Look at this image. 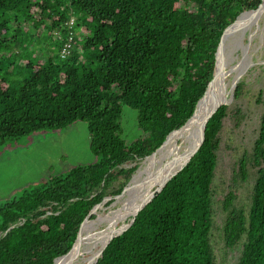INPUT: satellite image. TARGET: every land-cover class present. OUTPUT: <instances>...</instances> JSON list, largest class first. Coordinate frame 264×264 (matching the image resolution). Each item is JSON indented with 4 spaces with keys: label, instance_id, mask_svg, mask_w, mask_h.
I'll return each instance as SVG.
<instances>
[{
    "label": "trees",
    "instance_id": "16d2710c",
    "mask_svg": "<svg viewBox=\"0 0 264 264\" xmlns=\"http://www.w3.org/2000/svg\"><path fill=\"white\" fill-rule=\"evenodd\" d=\"M262 1L0 0V142L83 122L91 151L102 157L0 204V264H54L71 251L82 223L114 184L120 183L113 192L118 196L139 167L134 163L151 156L194 115L213 80L223 32ZM72 17L80 22L82 45L77 36L70 57L62 60ZM40 28L59 31L57 53L45 62L24 63L25 35L34 38L30 31ZM23 70L21 85L11 84ZM242 94L239 84L236 99ZM124 106L137 111L142 131L131 145L122 138ZM228 116V105L217 110L196 155L111 241L97 264H216L213 181ZM237 116L239 122L241 111ZM237 165L236 181L248 179L249 166L258 175L249 212L235 206V190L223 200L225 245L234 248L246 237L237 264H264V112L252 153ZM127 224L115 227L99 252ZM67 262L68 257L55 264Z\"/></svg>",
    "mask_w": 264,
    "mask_h": 264
},
{
    "label": "rangeland",
    "instance_id": "374dc122",
    "mask_svg": "<svg viewBox=\"0 0 264 264\" xmlns=\"http://www.w3.org/2000/svg\"><path fill=\"white\" fill-rule=\"evenodd\" d=\"M77 18L76 22L80 24ZM246 21H249V24L242 30ZM236 28L239 30L232 32L225 41L224 59L219 67L228 85L229 116L224 121L221 132L218 168L213 181L211 244L216 264H237L243 252L246 237H243L234 248H227L225 245L223 227L227 214L223 211V200L230 190H235L237 193L235 206L247 212L250 210L257 169L249 166L246 181H236L235 173L239 159L253 151L264 112V9L255 18L252 15L243 16ZM81 33L82 29H77L80 46L83 34ZM30 34L34 38L25 35V47L21 52L24 63L45 62L57 53L54 42L61 39L59 31L51 33L40 28L37 31H30ZM20 73L16 72L12 76L11 84L21 85L27 72L23 70ZM239 84H243V94L236 99L235 91ZM237 110L242 113L239 122ZM120 122L122 138L127 145H131L142 136L138 113L134 109L124 106ZM91 140L87 124L76 122L60 131L39 130L17 140L0 142V204L20 198L24 193L39 188L52 176L66 175L78 166L98 164L102 157L91 151ZM182 144L183 139L171 137L167 144L171 149H168L166 154L170 155ZM161 163L164 167L170 164L163 159L159 162L157 155L134 163L139 167L133 174L132 181L130 180L125 187L127 188L125 192L127 193L134 185L137 175L153 168L157 170ZM130 166L132 165L128 167ZM119 186V182L114 184L110 189V195L96 209L88 224L96 219H104L111 210L121 206L120 198L123 195L118 197L119 195L113 193ZM131 218L132 216H129L126 222L129 223ZM104 227L100 226L102 230ZM99 248L100 244H96L88 251L85 258L88 264H95Z\"/></svg>",
    "mask_w": 264,
    "mask_h": 264
},
{
    "label": "bare ground",
    "instance_id": "6f19581e",
    "mask_svg": "<svg viewBox=\"0 0 264 264\" xmlns=\"http://www.w3.org/2000/svg\"><path fill=\"white\" fill-rule=\"evenodd\" d=\"M262 9H264V5ZM245 15L250 16L252 14H244L243 16ZM248 24L249 21H246L242 30L245 29ZM228 36L226 37V41ZM221 65L222 62L219 61L217 76L213 83V88L209 90V94L207 93L206 97L202 100V103H199L195 116L186 127L170 135L165 145L159 151L148 157L151 158L157 155L159 162L163 159L170 164L164 167L163 163H161L157 170L153 168L150 171L141 172L136 176L134 185H132L128 192H125L126 194L124 193L125 195L123 194L120 198L121 206L118 209L111 210L109 215L104 219H96L90 224H88L87 221L82 228L80 238L75 244L73 250L65 257H62L65 259L68 257L67 264H83L88 251H91L96 244H101V242L111 234L115 227L124 224L127 218L132 216L144 202L151 199L155 192L145 200L148 195L161 188L166 180L185 165L187 162V155L194 149L198 141L197 132L200 129L203 120L217 104L228 101V85L225 83L224 73L219 71ZM174 136H177L180 140L183 139V144L176 147V149L168 155L166 154V151L171 149V147L167 144L169 139ZM102 225L105 226L103 230L100 228ZM118 233L119 232L115 233L113 236ZM96 235H99V237L97 238ZM110 238H108L106 242L104 241L105 244L103 247Z\"/></svg>",
    "mask_w": 264,
    "mask_h": 264
},
{
    "label": "water",
    "instance_id": "95a60500",
    "mask_svg": "<svg viewBox=\"0 0 264 264\" xmlns=\"http://www.w3.org/2000/svg\"><path fill=\"white\" fill-rule=\"evenodd\" d=\"M263 5H264V0L262 1V4L256 9V10H253V11H248V12H244V13H242L241 15H239L238 16V18H237V20L233 23V24H231L229 27H227L226 28V30L223 32V34H222V36H221V40H220V43H219V47H218V51H217V54H216V66H215V70H214V77H213V80L209 83V86H208V88H207V91H206V93H205V95L203 96V98L198 102V104H197V107H198V105H199V103L206 97V95H207V93H208V91L210 90V89H212L213 88V83L215 82V79H216V76H217V69H218V65H219V61H223V59H224V54H225V49H226V46H225V41H226V37L229 35V34H231L232 32H235V31H237V30H239V29H237L236 28V25L240 22V19H241V17L244 15V14H252V17L253 18H255V16H257L258 14H259V12L261 11V9H262V7H263ZM224 105H228V103L227 102H223V103H221V104H217L216 106H215V108L206 116V118L203 120V122H202V124H201V127H200V129L198 130V141H197V143H196V145H195V147H194V149L187 155V162L185 163V165L182 167V168H180L173 176H171L168 180H166L165 181V183L162 185V187L161 188H159L158 190H156L155 191V193L153 194V196H152V198L151 199H149L148 201H146V202H144L139 208H138V210L132 215V218H131V220H130V222L127 224V226L124 228V229H121V230H119V233L117 234V235H115V236H112L111 238H110V240L106 243V245L101 249V251L98 253V255H97V257H96V259H95V264H97L98 263V261H99V258H101V256L103 255V253H104V251H105V249L109 246V244L111 243V241L114 239V238H116V237H118V236H120V235H122L125 231H127L130 227H131V225L133 224V222H135V220H136V217L138 216V214L153 200V198L157 195V194H159L163 189H164V187L167 185V183L175 176V175H177L188 163H189V161L196 155V153L199 151V149L201 148V146H202V144H203V142H204V139H205V130H206V127H207V124H208V122H209V120L211 119V117L217 112V110L221 107V106H224ZM196 110H197V108H196ZM195 113H196V111H195ZM195 113H194V115L187 121V123L181 128V129H183L184 127H186L187 126V124L191 121V119L195 116ZM181 129H179V130H177V131H174V132H172L170 135H172L173 133H175V132H178V131H180ZM169 135V136H170ZM169 136L167 137V139H166V141L163 143V145L157 150V151H159L164 145H165V143L167 142V140H168V138H169ZM157 151H155L152 155H154ZM151 155V156H152ZM150 157V156H149ZM148 158V157H147ZM133 179V178H132ZM132 181V180H131ZM130 181V182H131ZM126 189L127 188H125L124 190H123V192L118 196V197H121L124 193H125V191H126ZM101 205V204H100ZM100 205H97L92 211H91V213L88 215V217L85 219V221L82 223V225H81V227H80V230H79V233H78V237H77V240H76V242H75V244L77 243V241L79 240V238H80V234H81V231H82V228H83V226H84V224L90 219V217L95 213V211H96V209L98 208V207H100ZM13 228V227H12ZM11 229V228H10ZM75 244L73 245V247H72V249H71V251L73 250V248L75 247ZM70 251V252H71ZM69 252V253H70ZM68 253V254H69ZM67 254V255H68ZM66 256V255H65ZM65 256H62V257H65ZM62 257H60V258H62ZM60 258H57L56 260H55V262L58 260V259H60ZM55 262H54V264H55Z\"/></svg>",
    "mask_w": 264,
    "mask_h": 264
},
{
    "label": "built area",
    "instance_id": "2783aa9c",
    "mask_svg": "<svg viewBox=\"0 0 264 264\" xmlns=\"http://www.w3.org/2000/svg\"><path fill=\"white\" fill-rule=\"evenodd\" d=\"M76 18L72 17L67 23L66 26L68 28V35L67 38L63 44V47L60 50V58L62 60H65L70 57L73 49H74V41L75 38L77 37V32H76Z\"/></svg>",
    "mask_w": 264,
    "mask_h": 264
}]
</instances>
